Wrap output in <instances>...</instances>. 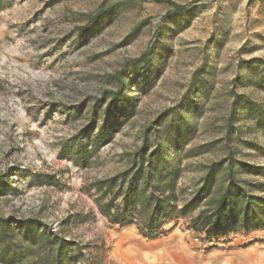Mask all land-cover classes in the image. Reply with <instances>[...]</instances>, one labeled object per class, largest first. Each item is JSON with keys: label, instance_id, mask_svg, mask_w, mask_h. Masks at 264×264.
Listing matches in <instances>:
<instances>
[{"label": "rangeland", "instance_id": "374dc122", "mask_svg": "<svg viewBox=\"0 0 264 264\" xmlns=\"http://www.w3.org/2000/svg\"><path fill=\"white\" fill-rule=\"evenodd\" d=\"M165 1L0 0V218L13 243L16 223L36 219L81 249L73 264H264V228L198 234L205 203L180 213L225 143L264 197V0ZM186 125L171 137L178 210L155 232L111 222L95 184Z\"/></svg>", "mask_w": 264, "mask_h": 264}, {"label": "trees", "instance_id": "16d2710c", "mask_svg": "<svg viewBox=\"0 0 264 264\" xmlns=\"http://www.w3.org/2000/svg\"><path fill=\"white\" fill-rule=\"evenodd\" d=\"M171 4L175 11L186 8ZM181 128H167L165 136L160 137L154 147L145 140L139 150L129 155V168L125 172L95 184L101 199L107 198L100 208L111 222L134 218L140 226L155 232L178 210L177 190L182 169L171 154L176 147L171 137L174 134L184 136L190 131L188 125ZM225 144L222 146L228 150V155L207 166L200 187L180 209L181 214H188L205 203L206 208L193 220L192 228L198 234L264 228V197L248 191L247 183L237 172L243 164L233 158L230 145ZM209 147L203 145L198 151L205 152ZM16 224L19 225L16 233L22 242L13 243L14 223L0 218V258L6 264H73L82 253L73 241L48 231L36 219Z\"/></svg>", "mask_w": 264, "mask_h": 264}]
</instances>
